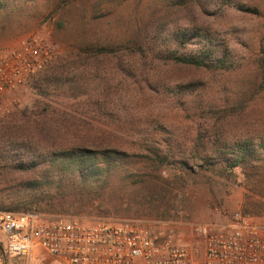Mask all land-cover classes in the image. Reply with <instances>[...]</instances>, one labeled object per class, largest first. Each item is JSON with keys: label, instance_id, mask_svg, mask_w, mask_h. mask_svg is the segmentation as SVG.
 <instances>
[{"label": "rangeland", "instance_id": "obj_1", "mask_svg": "<svg viewBox=\"0 0 264 264\" xmlns=\"http://www.w3.org/2000/svg\"><path fill=\"white\" fill-rule=\"evenodd\" d=\"M33 33L54 56L30 84L3 94L1 199L31 190L51 160L66 162L60 148L87 144L123 152L143 172L153 154L166 157L158 172L174 190L156 188V203L144 207L112 187L93 205L84 201L82 213H43L141 221L184 244L192 243L190 223L224 222L244 205L261 202L253 216L264 219V196L249 190L247 172L226 164L236 143L257 151L264 143V0H70L60 11L58 0H0V47ZM90 43L93 55L79 48ZM99 45L107 49L98 53ZM172 52L210 53L211 61L177 63ZM19 164L36 166L10 168ZM4 247L0 230V264L22 263ZM32 264L67 263L40 252Z\"/></svg>", "mask_w": 264, "mask_h": 264}, {"label": "built area", "instance_id": "obj_2", "mask_svg": "<svg viewBox=\"0 0 264 264\" xmlns=\"http://www.w3.org/2000/svg\"><path fill=\"white\" fill-rule=\"evenodd\" d=\"M53 56L52 43L38 33L0 47V113L3 94L30 84ZM0 230L5 252L21 264L40 252L67 264H264V226L241 210L224 222L190 223L191 244L141 221L86 222L37 211L0 210Z\"/></svg>", "mask_w": 264, "mask_h": 264}, {"label": "trees", "instance_id": "obj_3", "mask_svg": "<svg viewBox=\"0 0 264 264\" xmlns=\"http://www.w3.org/2000/svg\"><path fill=\"white\" fill-rule=\"evenodd\" d=\"M17 1L25 2L26 0ZM67 1L70 0H58L59 11L68 5ZM16 6L19 4L17 3ZM8 8L10 9V6ZM57 24L62 25L61 22H57ZM79 48L83 52H89L93 55V43ZM106 49V46L99 45L96 52H103ZM210 57V53H202L199 58L180 56L176 52L170 54V59L177 63L199 67L207 66V62L211 61ZM261 147L262 149L257 151L254 145L236 143L231 149V157L228 158L226 164L230 170L241 167L247 172V180H250L247 185L249 190H259V193L264 196V143L261 144ZM60 149L62 150H58L56 155L66 162L51 160L55 171H52L53 168H51L49 172L35 177L29 182L33 188L25 190V193L12 200L6 201L4 198H0V209L37 212L65 210L82 213L86 209L84 201L93 205L98 196L105 194L106 190L112 187H116L119 193L121 190H128L133 198L140 196L143 199L144 207H146L145 204L156 203L157 195L152 193L156 188L174 190L171 181L161 177L160 172H158L159 166L166 162V157L159 154H153L149 159L151 160L150 165L146 166L143 172L141 168H134L132 163L125 160L123 152L113 148L101 151L97 148H91L90 145L81 144ZM35 166V164L28 166L19 164L10 168L18 171H29ZM141 190H148L149 193L140 194ZM260 206H262L261 202L260 204L254 203L252 206L244 205L241 211L252 216L259 215L263 211ZM144 211L149 216L150 212L152 213V209L149 208ZM167 211L166 213L163 212V216L170 213L169 210ZM101 213L110 214L111 210H105Z\"/></svg>", "mask_w": 264, "mask_h": 264}, {"label": "crops", "instance_id": "obj_4", "mask_svg": "<svg viewBox=\"0 0 264 264\" xmlns=\"http://www.w3.org/2000/svg\"><path fill=\"white\" fill-rule=\"evenodd\" d=\"M259 224L264 226V219L258 220L257 218H254Z\"/></svg>", "mask_w": 264, "mask_h": 264}]
</instances>
